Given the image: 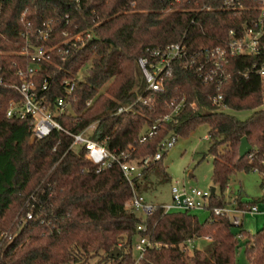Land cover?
<instances>
[{"label":"trees","instance_id":"16d2710c","mask_svg":"<svg viewBox=\"0 0 264 264\" xmlns=\"http://www.w3.org/2000/svg\"><path fill=\"white\" fill-rule=\"evenodd\" d=\"M247 14L223 10L219 0H0V264H89L94 258L95 264H133L141 234L152 241L142 264H237L243 242L250 264H264V225L252 233L213 211L260 201L228 200L223 191L238 172L256 170L264 184L263 80L240 75L248 60L241 55L220 87L205 83L180 58L164 70L162 89L153 90L139 64L141 57L156 61L153 51L173 42L183 40L191 53L218 43ZM78 32L83 39L75 42ZM38 46L50 56L34 73L37 94L67 130L83 131L130 158L152 155L132 184L118 163L99 169L84 146L70 147L66 130L33 138L31 115L6 116L9 101L20 97L13 85L31 63L26 51ZM65 78L74 81L71 93ZM219 92L224 98L217 104L212 96ZM60 97L67 101L62 111ZM232 108L254 111L243 119L226 111ZM202 123L209 125L214 156L211 179L222 190L209 195L208 217L162 206L144 216L129 207L134 190L145 194L171 178L167 150L154 159L162 142L172 134L188 136ZM243 136L253 147L241 156ZM206 236L203 247L180 245ZM115 247L118 255L111 252Z\"/></svg>","mask_w":264,"mask_h":264},{"label":"built area","instance_id":"2783aa9c","mask_svg":"<svg viewBox=\"0 0 264 264\" xmlns=\"http://www.w3.org/2000/svg\"><path fill=\"white\" fill-rule=\"evenodd\" d=\"M209 7V6H208ZM219 7L223 10L240 13H248L243 22L236 27L229 28V34L220 42L214 43L210 46H201L195 52L190 51L187 44L181 40L173 42L165 46V49L154 50L153 54L158 56L156 61L149 63L148 58L141 57L139 64L143 69L146 82L149 83V88L153 90H161L163 86V72L167 68L169 71L170 64L175 59H183L186 66L195 67L198 70L201 79L205 83H216L218 87L223 85L232 75V67H234V58L238 55L248 58L244 63V67L240 68V75L248 79L251 75H256L263 80L264 83V0H219ZM38 35L41 37H48V30H37ZM90 36V34H88ZM83 39V34L78 32L74 37L75 42ZM26 53L30 55L31 63L28 66L27 73H20V81L18 84L13 85L19 92L18 99H11L9 107L6 110L7 117H25L31 115L34 123L31 130L33 138L47 137L54 129L66 130L73 136V142L70 147L84 146L87 151V156L99 169L106 166H111L118 163L123 171L125 177L132 184L135 177L141 175L146 167V164L152 158V155L145 158H130V153L123 150L122 152L111 151L104 142L92 139L85 132L73 133L67 130L59 119L56 117V112L52 110L50 105L45 102L46 98L37 94V89L34 83V73L40 61L45 60L50 55L47 49L42 46L35 47L33 50H28ZM64 85L68 92H72L75 84L72 79L65 78ZM42 88L46 89L47 81H44ZM264 86V84H263ZM264 95V90H263ZM213 97L214 103L220 104L223 100L221 92L215 94ZM147 101V100H145ZM57 106L62 111L67 101L64 97L57 99ZM180 104L176 107V110ZM123 107L119 108L122 111ZM171 115L165 118L169 119ZM156 124L150 128L148 133L152 135ZM95 124L89 126V129H94ZM177 135L172 134L167 137L161 144L154 159H159L163 156L164 152L173 146L176 142ZM208 137V135H207ZM147 136L143 137L145 140ZM134 147H132V150ZM262 194L264 196V184L262 185ZM210 191L199 189L198 187L188 186L186 182L181 184L175 181L172 185V201L169 203H157L148 200L146 195L138 193L134 190V195L128 200L127 205L140 211L144 216L150 215L155 208L162 206L165 212L172 209H190L201 210L208 209ZM213 211L218 214H226L232 224H243V218L240 213H259L263 212L257 203L252 204L250 208L239 209L233 206H218L214 207ZM30 216V214H28ZM138 229L146 231L147 227L144 224H139ZM242 236L241 234H239ZM210 238V236H206ZM195 240H187L186 243H181L183 249L191 248L194 246ZM152 245L148 235L141 234L137 237L134 243V250L136 249V259L133 264H142L145 258L146 250Z\"/></svg>","mask_w":264,"mask_h":264},{"label":"rangeland","instance_id":"374dc122","mask_svg":"<svg viewBox=\"0 0 264 264\" xmlns=\"http://www.w3.org/2000/svg\"><path fill=\"white\" fill-rule=\"evenodd\" d=\"M261 107H264V104ZM226 111L245 119L252 114L254 109L236 110L232 108L226 109ZM208 129L209 125L202 123L188 136L177 137L175 144L168 148L164 157V164L167 166L171 178L145 193L148 200L163 204L171 202L173 200L172 185L175 181L181 184L186 182L188 186L198 187L205 191L211 190V186L215 185L211 179L214 156L209 153ZM230 181L229 187L223 191V195L228 200H234L238 195L244 200L252 201L257 199L261 192V174L256 170L243 173L241 178L238 174L234 175ZM215 186L216 191L222 193L221 187L218 184ZM195 212L200 215L201 219L208 217L209 214L208 209L195 210ZM240 214L244 220L245 228L252 233L264 225V214ZM209 241V238L202 237L196 239L194 244L203 247ZM243 243L237 254V264H250ZM134 251L137 253L136 249ZM97 260L98 258H94L89 264H95Z\"/></svg>","mask_w":264,"mask_h":264},{"label":"water","instance_id":"95a60500","mask_svg":"<svg viewBox=\"0 0 264 264\" xmlns=\"http://www.w3.org/2000/svg\"><path fill=\"white\" fill-rule=\"evenodd\" d=\"M239 147H240L241 156H244L248 152H250V150L252 149L253 146H252L251 142H249L247 136H243ZM238 176L240 178L242 177L240 172H238ZM215 193H216V186L213 185V186H211V194H215ZM111 252H112V254L115 253L116 255H118L121 251H120L119 247H115L112 249Z\"/></svg>","mask_w":264,"mask_h":264},{"label":"crops","instance_id":"0c3cea01","mask_svg":"<svg viewBox=\"0 0 264 264\" xmlns=\"http://www.w3.org/2000/svg\"><path fill=\"white\" fill-rule=\"evenodd\" d=\"M258 198L260 199L259 202H257V204L259 205V207L264 210V196L262 194V189H261V192L259 193L258 195ZM261 214H264L263 212H259ZM243 225H244V220H243ZM245 227V226H244Z\"/></svg>","mask_w":264,"mask_h":264}]
</instances>
